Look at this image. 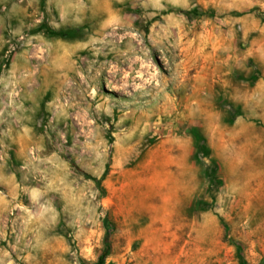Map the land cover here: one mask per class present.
<instances>
[{
    "label": "rangeland",
    "instance_id": "rangeland-1",
    "mask_svg": "<svg viewBox=\"0 0 264 264\" xmlns=\"http://www.w3.org/2000/svg\"><path fill=\"white\" fill-rule=\"evenodd\" d=\"M106 219V264H264V0H0V264Z\"/></svg>",
    "mask_w": 264,
    "mask_h": 264
},
{
    "label": "trees",
    "instance_id": "trees-1",
    "mask_svg": "<svg viewBox=\"0 0 264 264\" xmlns=\"http://www.w3.org/2000/svg\"><path fill=\"white\" fill-rule=\"evenodd\" d=\"M197 149H198V152L203 154V155H208V147H207V144L204 142V143H201V144H197ZM105 224H106V229H107V233H106V237H105V248L103 250V253L102 255L100 256L99 260L95 263V264H106V258L108 257L109 253H110V250H111V245H110V235H111V226H110V223L109 221L106 219L105 220ZM241 258V263L242 264H245V260L243 258V256H240Z\"/></svg>",
    "mask_w": 264,
    "mask_h": 264
}]
</instances>
